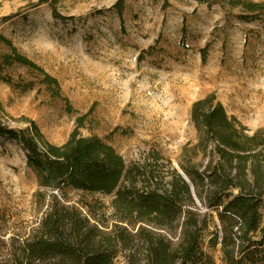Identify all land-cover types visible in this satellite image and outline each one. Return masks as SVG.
I'll use <instances>...</instances> for the list:
<instances>
[{
	"label": "rangeland",
	"instance_id": "obj_1",
	"mask_svg": "<svg viewBox=\"0 0 264 264\" xmlns=\"http://www.w3.org/2000/svg\"><path fill=\"white\" fill-rule=\"evenodd\" d=\"M0 0V62L17 52L43 73L12 63L0 81V119L12 129L33 121L61 145L78 128L110 144L126 164L176 157L197 133L194 101L213 94L246 133L264 128V16L196 0ZM260 3L264 0H245ZM5 39V40H2ZM81 125V127H78ZM52 197L109 230L113 195L40 188L21 147L0 136V264L36 230ZM264 210V195H263ZM202 250L213 264L220 252ZM113 264H143L121 254Z\"/></svg>",
	"mask_w": 264,
	"mask_h": 264
},
{
	"label": "trees",
	"instance_id": "obj_2",
	"mask_svg": "<svg viewBox=\"0 0 264 264\" xmlns=\"http://www.w3.org/2000/svg\"><path fill=\"white\" fill-rule=\"evenodd\" d=\"M196 1L241 7L252 14L244 19L264 16V1ZM122 7L118 0L119 15ZM4 42L10 54L2 56L0 81L19 89L2 76L4 67L18 63L42 72L44 83L57 85ZM190 122L197 137L182 146L178 170L158 153L151 154L152 163L127 167L110 144L83 137L78 128L54 145L33 121L15 130L0 119V136L21 147L40 188L113 195L109 230L52 197L36 230L17 243L10 264H113L121 254L143 264H213L202 250L207 233L222 264H264V128L246 133L213 94L192 103Z\"/></svg>",
	"mask_w": 264,
	"mask_h": 264
}]
</instances>
